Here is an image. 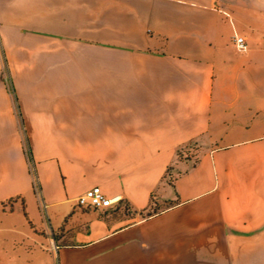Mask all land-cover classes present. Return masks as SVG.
<instances>
[{"label": "crops", "instance_id": "1", "mask_svg": "<svg viewBox=\"0 0 264 264\" xmlns=\"http://www.w3.org/2000/svg\"><path fill=\"white\" fill-rule=\"evenodd\" d=\"M0 36V264H264V0H0Z\"/></svg>", "mask_w": 264, "mask_h": 264}, {"label": "rangeland", "instance_id": "2", "mask_svg": "<svg viewBox=\"0 0 264 264\" xmlns=\"http://www.w3.org/2000/svg\"><path fill=\"white\" fill-rule=\"evenodd\" d=\"M0 80L2 81V83L4 84V87L6 88V90L10 93V95L13 97L14 96V87L12 85V80L10 77V66L8 65V61H7V57H6V52L3 48V44H2V40H1V36H0ZM198 150L199 148L195 145V144H191L186 148H182L181 149V156L180 159L186 158L188 160L191 161H195L196 160V156L198 155ZM170 175L166 176V182H169L171 180V182L174 179V175L171 173V168L169 171ZM38 192V190H36ZM13 202L14 200H10L8 202H6L3 207L6 208L8 211H12L13 209ZM22 202H21V206H22ZM170 203L164 204L163 208L167 207ZM155 208V210L157 209L154 206H152ZM151 212V210H147L143 213V217H146V215Z\"/></svg>", "mask_w": 264, "mask_h": 264}, {"label": "built area", "instance_id": "3", "mask_svg": "<svg viewBox=\"0 0 264 264\" xmlns=\"http://www.w3.org/2000/svg\"><path fill=\"white\" fill-rule=\"evenodd\" d=\"M234 45L240 52L245 51L247 48L246 41L243 37L235 36ZM113 204V200L108 198L98 186L90 188L76 199L77 207L90 210H105L111 208Z\"/></svg>", "mask_w": 264, "mask_h": 264}, {"label": "trees", "instance_id": "4", "mask_svg": "<svg viewBox=\"0 0 264 264\" xmlns=\"http://www.w3.org/2000/svg\"><path fill=\"white\" fill-rule=\"evenodd\" d=\"M13 99H14V103H15V108H16L17 115H18V117L20 118L19 106H18V104H17V99H16V96H15V93H14ZM20 125H21V130H22V132H23V134H24V130H23V121H22L21 118H20ZM181 149H182V148H181ZM181 149H179V150L177 151V157H178V159H180V156H181ZM24 153H25V155H26V158L28 159V162H29L30 164H32V154H31V151H30L29 145H28V143H27V138H26L25 134H24ZM169 171H170V168H168V171H167L166 176L170 175ZM31 172H32L33 179H34V187L36 188V190H38V186H37V182H36V176H35V173H34L33 170H32ZM168 184H169V185H172L171 180L168 182ZM154 205H155V202H154V199H153V196H152V197H151V205H150V210H151V212H149V213L146 215L147 218L156 214V210H155V208L152 207V206H154ZM23 210H24V208H23ZM24 216L27 218V215H26L25 211H24Z\"/></svg>", "mask_w": 264, "mask_h": 264}]
</instances>
